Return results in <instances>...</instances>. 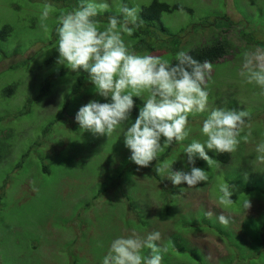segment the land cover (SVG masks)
I'll list each match as a JSON object with an SVG mask.
<instances>
[{"label":"rangeland","instance_id":"obj_1","mask_svg":"<svg viewBox=\"0 0 264 264\" xmlns=\"http://www.w3.org/2000/svg\"><path fill=\"white\" fill-rule=\"evenodd\" d=\"M150 1L108 0L113 7L97 18L101 29L121 2L133 6ZM160 1L192 9L160 15L172 32L184 27L178 48L167 52L155 47L149 51L129 49L171 62L177 52L199 45L211 33L226 35L236 49L232 58L228 55L220 60L224 63L212 65L209 110L248 111L252 115L246 121L252 132L249 141H243L246 127L229 162H219L212 151L207 152L216 160L212 167L195 158L194 166L207 171V182L193 188L185 182L174 186L155 169L180 154L172 170L181 166L189 170L183 149L193 140L206 139L200 128L208 113L190 115L189 137L159 153L149 168L138 170L124 145L123 132L135 121L146 93L140 104L135 103L129 120L108 137L83 131L74 119L90 100L110 101L95 92L88 78L79 92L75 91L78 73L57 63L56 18L74 10L80 0H0V28L11 26L5 39H0V264H101L112 240L133 230L141 236L161 232L158 243L167 247L162 264L186 262L185 254L169 245L170 235L178 230L201 250L207 264H264V162L258 160L255 150L264 141V92L239 75L243 53L264 50V0ZM46 4L54 9L46 22L47 31L40 21ZM227 17L239 21L240 27L222 32ZM238 29L248 41H243ZM123 39L127 45L137 41L126 34ZM11 84L15 90L4 93ZM116 174L118 181L109 185ZM225 182L236 188L233 204L223 209L225 215L232 216L227 228L215 215L211 219L204 215L210 209L217 214L222 210L218 186ZM238 185L249 188L238 191ZM101 186L106 190L100 192ZM171 192L177 195L174 204H168ZM246 199L251 207L244 211ZM179 220L187 226H178ZM143 254L148 255L149 250Z\"/></svg>","mask_w":264,"mask_h":264},{"label":"clouds","instance_id":"obj_2","mask_svg":"<svg viewBox=\"0 0 264 264\" xmlns=\"http://www.w3.org/2000/svg\"><path fill=\"white\" fill-rule=\"evenodd\" d=\"M112 7L108 0H80L74 10L56 18L57 63L73 72L83 70L95 92L106 100L110 98L109 102L103 103L90 100L78 109L75 121L83 131L108 137L129 120L135 105L133 98L140 99L146 93L135 121L123 132L124 145L131 151L130 159L139 170L156 161L158 154L166 148L189 137L190 115L207 112L200 128L206 139L203 142L193 140L183 149L189 170H172L180 154L155 169L174 186L185 182L188 188H193L200 182H207L208 173L194 166L195 158L203 159L212 167L216 160L207 154L208 151L216 154L236 152L246 127L248 131L243 141L248 142L252 136L246 123L250 113L227 107L209 110L208 81L212 72L209 61L202 62L184 50L176 53L174 62L150 54L138 55L130 50L123 36L133 35L134 29L140 27V4L129 6L121 2L115 14L108 17L107 26L101 29L97 18L111 11ZM53 12L52 5L46 4L40 13L41 27L45 31ZM239 75L245 83L255 84L264 92V50L244 52ZM255 150L258 160L264 162V141L257 144ZM218 188V205L222 210L217 214L210 209L204 215L208 219L215 215L217 221L227 228L232 216L225 215L223 209L233 204L231 197L236 188L228 182L221 183ZM242 207L244 211L250 209V200H244ZM161 239L160 231L141 236L133 230L127 236L112 240L101 264H162L167 247L159 245ZM145 249L149 250L148 255L143 254Z\"/></svg>","mask_w":264,"mask_h":264},{"label":"trees","instance_id":"obj_3","mask_svg":"<svg viewBox=\"0 0 264 264\" xmlns=\"http://www.w3.org/2000/svg\"><path fill=\"white\" fill-rule=\"evenodd\" d=\"M145 5H148V6H145ZM141 7H142V11L140 12V17L142 19V23L140 24L139 28L134 29L133 35L131 36L127 35V37H129L131 40L132 38L136 37L137 41L136 42L133 41L132 43L128 44V46H131L132 50L134 49L138 51H141L143 49L149 51V50L154 49V47L157 49H165V51L163 52H167L168 50H176L179 44L181 43L180 33L184 30V27H180L177 31L172 32L168 27L164 26L163 23L160 21V15L163 12H172L178 9H186L187 11L192 12V9L183 7L178 3L169 4L167 2L160 1V0H151L147 4L141 5ZM225 23H227L226 26L224 25ZM225 23L223 24L224 27L221 28L222 32H226L227 29L230 27L236 28L237 25L240 27L239 21L234 22L228 17L226 18ZM218 26H221V25H218ZM10 30H11V26L7 24L3 25L0 28V39L1 38L5 39L7 34L10 32ZM159 31H161L162 34H160ZM238 31L240 33L241 38L244 39L243 41H246L247 39L245 35L241 32L240 29H238ZM163 35H165L166 37L164 38ZM148 39L153 40V43L148 44V41H147ZM198 43L200 44L197 46L191 47L188 50V52H190L194 58L202 62L207 60L212 65L216 64L217 62L224 63V61H220V60L225 59V57L228 55L231 56L232 50L236 49L233 42L226 35L221 34V33H211V36L209 38L207 37L204 41L198 42ZM174 61L175 59H173L171 62H174ZM87 76L88 74L84 72L83 70L79 71L78 76H75L76 78V83H75L76 86L74 89L75 91L79 92L80 88L84 86L85 84L84 82L86 78H88ZM14 90H15V84H11L5 87L3 91L4 93L10 94ZM133 99L135 103L137 104L141 103V100L139 98L134 97ZM251 116L252 115L250 114V119H252ZM166 153L167 151H165L164 155ZM216 158L221 163H227L231 159V154H227V153L217 154ZM149 167L150 165L148 166V168ZM182 168L183 166H181V169ZM155 176L157 179H161L160 175H155ZM116 177H117V174L114 177L113 181L109 179V185L115 184L118 181V180L116 181ZM244 186L245 185H238L236 187L238 191H241L243 188L245 189L249 188L247 185L245 187ZM177 188H182V186L177 187ZM104 190H106L105 186H101V188L99 189L100 192ZM166 191L167 190L164 191L165 194H166ZM176 198H177L176 192H171V197L170 198L168 197L167 199L168 204H174V202L176 201ZM177 223H178V226L182 227L185 225L186 221L179 220ZM181 232L182 231L178 230L170 235V238L168 239L170 248H173L175 252H181L185 254L184 259H183V261H186L185 264H207V262L203 260V255L201 253V250L197 248V246L191 245L190 242H188L185 235H182L183 233L181 234ZM260 248H262V245L258 248V250ZM231 259L233 258H230L228 260V263L231 261ZM222 263H227V262H222Z\"/></svg>","mask_w":264,"mask_h":264}]
</instances>
